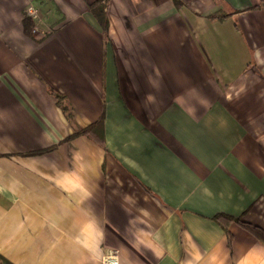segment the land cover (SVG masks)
<instances>
[{
  "label": "crops",
  "instance_id": "crops-1",
  "mask_svg": "<svg viewBox=\"0 0 264 264\" xmlns=\"http://www.w3.org/2000/svg\"><path fill=\"white\" fill-rule=\"evenodd\" d=\"M95 1L0 0V256L264 264V0Z\"/></svg>",
  "mask_w": 264,
  "mask_h": 264
},
{
  "label": "trees",
  "instance_id": "trees-1",
  "mask_svg": "<svg viewBox=\"0 0 264 264\" xmlns=\"http://www.w3.org/2000/svg\"><path fill=\"white\" fill-rule=\"evenodd\" d=\"M90 9H91V13H93L95 15V17L97 18L98 22H99V26H101L102 28V32L104 34L105 37H108L109 35V20H108V13L106 10V6L105 4L98 0L93 2L90 5ZM222 17V16H221ZM27 21V20H26ZM26 24V29L29 30L31 29V23L30 20H28L27 22H25ZM56 98L58 99V103L59 105L62 106V108L64 109V111L66 112V114L68 115V118L73 119V111L71 109V107L69 105H66L65 102L62 100V96H60L59 94H56ZM102 118L95 124L90 125L86 128L83 129H79V131L75 132L73 134V136L82 134V135H87L89 137H95L96 134H100L99 131L101 130L100 128H102ZM215 219L218 220L222 225H227L228 223L231 222H236L239 225H241V227H246L247 230L251 231L253 234H255L258 237V240H262L264 241V230L256 227L250 223H245L243 222L240 218H234L231 217L229 215H224V214H216ZM0 263L1 264H12L9 261H6L4 258H2V256H0Z\"/></svg>",
  "mask_w": 264,
  "mask_h": 264
},
{
  "label": "built area",
  "instance_id": "built-area-1",
  "mask_svg": "<svg viewBox=\"0 0 264 264\" xmlns=\"http://www.w3.org/2000/svg\"><path fill=\"white\" fill-rule=\"evenodd\" d=\"M27 13V16H29L33 22H36L38 18V10L33 6H29V8L27 9ZM37 32L38 29L36 28V26L32 27V33L36 34ZM119 257V250L115 248H110L104 253L103 257L101 258L102 264H120Z\"/></svg>",
  "mask_w": 264,
  "mask_h": 264
},
{
  "label": "rangeland",
  "instance_id": "rangeland-1",
  "mask_svg": "<svg viewBox=\"0 0 264 264\" xmlns=\"http://www.w3.org/2000/svg\"><path fill=\"white\" fill-rule=\"evenodd\" d=\"M31 30V32H32V29H30ZM33 34V33H32Z\"/></svg>",
  "mask_w": 264,
  "mask_h": 264
}]
</instances>
